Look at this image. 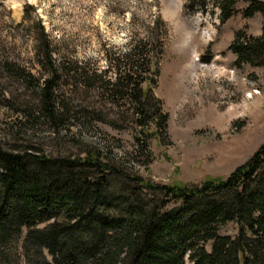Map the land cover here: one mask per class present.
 Returning <instances> with one entry per match:
<instances>
[{
  "label": "rangeland",
  "instance_id": "rangeland-1",
  "mask_svg": "<svg viewBox=\"0 0 264 264\" xmlns=\"http://www.w3.org/2000/svg\"><path fill=\"white\" fill-rule=\"evenodd\" d=\"M250 4L209 0L202 11L191 0H0L1 146L54 159L100 155L129 177L163 185L228 177L264 144V63L238 65L230 49L238 34L243 42L262 36L264 18L247 16ZM44 40L58 69V108L67 113L59 127L39 115L38 85L52 74L39 55ZM135 43L158 64L156 73L142 72L140 89L166 115V132L159 115L140 119L134 100L108 91L117 59ZM6 62L26 72V81ZM157 129L161 141L151 135ZM236 232L235 224L221 231ZM13 246L0 264H36Z\"/></svg>",
  "mask_w": 264,
  "mask_h": 264
},
{
  "label": "trees",
  "instance_id": "trees-1",
  "mask_svg": "<svg viewBox=\"0 0 264 264\" xmlns=\"http://www.w3.org/2000/svg\"><path fill=\"white\" fill-rule=\"evenodd\" d=\"M208 1L191 3L204 11ZM250 3L246 15L264 18V5ZM40 34L47 38L44 27ZM38 43L52 72L38 85L39 115L59 127L67 113L54 94L58 69L49 43ZM140 43L119 56L107 88L113 96L134 100L140 119L159 115L158 126L166 132V115L149 106L140 89L142 72L156 73L158 65L153 56H144ZM230 49L238 65L264 63V25L261 37L243 42L238 34ZM5 65L26 81V72ZM145 80L155 83L152 77ZM161 131L151 135L161 141ZM140 149L146 150L145 142ZM103 160L100 155L54 159L0 144V262H8L12 240L15 251L21 246L24 258L36 264H264V144L228 177L199 186L129 177ZM229 224L237 226L235 235L221 233Z\"/></svg>",
  "mask_w": 264,
  "mask_h": 264
}]
</instances>
